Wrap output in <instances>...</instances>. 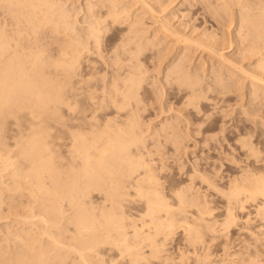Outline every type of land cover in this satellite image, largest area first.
Here are the masks:
<instances>
[{"label":"bare ground","instance_id":"obj_1","mask_svg":"<svg viewBox=\"0 0 264 264\" xmlns=\"http://www.w3.org/2000/svg\"><path fill=\"white\" fill-rule=\"evenodd\" d=\"M68 1L0 0V116L2 118L9 116L8 119H13L14 117L11 116H15L14 119H19L21 123L27 120L24 125H27L26 129L28 128L30 132L25 139L23 138L28 142L24 141V143L29 145L25 155L33 161L34 168L33 166L31 168L35 175V181L31 180L35 182L34 187L31 186V190L27 189L32 195L40 197L46 206L49 203L46 200L52 201L53 205L49 206H52L55 212L50 213V218L55 221H51L49 217L47 218V213L45 212V215L41 211L42 214L38 218L43 223L42 227L39 225L37 227L34 221L35 228L30 226L31 228L25 230L21 228L22 232H15L12 236L19 238L17 242L20 240L21 246L17 251L12 245L16 251H13V254L11 252L10 256L7 255L8 251L5 253L0 249V264H8L11 260L14 264H68L70 256L62 253L67 249L78 253L86 264H92L85 254L90 252L91 256L96 258L100 254L96 246L106 241L113 242L122 249L126 248L134 255L136 261L140 257L141 249L139 250L138 246H131L132 238L146 237L153 243L157 236L154 238L150 236V228H154L157 234L168 233L174 227L176 218L188 223L193 218L190 220V215L193 214L195 218V213L198 215L196 218L200 219V216L203 217L205 213L210 214L213 211L214 198L215 201L218 198L225 203L226 214L222 225L234 223L238 217L234 215L237 208L248 210L247 203L254 206L252 210L256 213L255 218L264 223V147H261V143L262 146L264 143L259 139L256 140V132L249 127L248 129L233 127L232 133L235 138L231 146L234 145L236 148H231L232 153L226 152L223 143L220 147L217 146L218 148L215 144L214 146L210 144L220 140L216 139L215 135H210L208 131L214 121L212 113L202 112L206 103L216 110L217 94L215 97L211 95H214L212 91H217L214 90L216 86L213 85L214 83L223 88L230 86L227 81L224 82L226 78L219 74L221 72L217 73L216 70L214 75H211L212 81L209 82L201 72V75L195 73L193 75L191 69L180 62L170 67L169 76L174 77L179 85H185V88H182L184 101L181 100L189 109L184 115L186 118L183 117L186 119L185 129L179 127L181 121L174 119L170 122L165 119L154 129L151 126L152 132L146 134L150 124H146L149 126L147 130L146 127H141L146 121L140 115L143 111L141 103L143 100L147 101L146 97L143 99L142 89L145 87L142 88V80L145 77L143 73L145 68L142 70L141 66L149 63L150 60L162 59L169 51L168 49L164 52L167 46L162 44L169 38L171 41L174 39L175 44L187 43L189 46H195V49L209 50L224 69L238 71L236 73L240 72L245 76L244 78H250L254 91L260 87L264 89V0H202L206 3L207 10L210 9L221 23L227 27L235 23L237 42L246 43L242 54L250 60L249 69H246L235 57L232 59V56L226 55L223 48L217 47V43L207 44L208 41L206 43L202 41L205 38L199 39V36L195 38L193 35H187L185 31L186 34L182 32L186 29L180 31L179 27L177 29L176 26H172L169 20L163 19L158 14L160 11L158 12L149 0H96L89 4L78 2L79 7L74 3L76 4L74 8L70 7ZM233 4H238L240 7L235 8L234 11ZM81 12L85 15L83 23L81 21L82 26H86L84 33H81V27L78 25L80 21L78 15ZM147 19L155 25L149 26ZM152 26L154 32L150 34L148 30L153 28ZM147 33L150 35L148 36ZM187 44L186 47H189ZM169 48V53L173 52V49ZM175 49L179 48L174 47ZM95 54H99L101 59L95 57ZM107 56L109 59H105ZM211 89L213 90L209 96L208 91ZM260 93L264 94V92ZM168 107L173 108L171 104ZM173 109L176 111V108ZM26 112L32 117L30 120L25 118L22 121ZM189 115H193L192 122ZM50 123L53 125L51 126ZM193 124H197L198 126L195 125L197 127H203L205 124V128L194 129L195 133L194 131L192 133ZM49 125L54 128L53 132L49 131ZM20 128L24 129V126ZM258 136L260 138V135ZM187 139L200 150L206 146L208 148L206 155L191 160L184 158L183 153L188 150L187 147L189 148ZM209 144L210 148L207 147ZM237 150L243 157L236 155ZM211 151L215 152V156L211 155ZM3 161L6 162L5 158ZM169 163L177 165L178 174L183 180L168 186L166 193L165 186L159 181L158 176L165 172L167 167L168 171L171 170ZM28 167L30 168V165ZM21 173L25 175L26 172L21 171ZM23 174L18 175L24 179L23 183L29 185L33 175L26 173L25 180ZM3 180V183L6 182ZM6 189H10L9 185ZM5 196L0 193V211L2 206H5L2 203L3 198L6 199ZM7 202L5 200L6 204ZM136 202H142L143 208L136 214L128 212L126 208ZM201 207L205 209L202 210ZM66 208L74 209L72 211L74 214L70 216L68 212L66 216L70 217H66L65 212L68 211ZM215 208L217 209V206ZM192 210L195 212L192 213ZM52 214L55 215L54 218ZM35 216L33 213L21 218L29 223ZM58 217L61 221H56ZM64 217L68 218V220L65 218L68 223L76 226L79 233L88 234L90 238L80 241L78 247L68 245L67 242V245L63 243L65 237L61 238L60 232L58 234H61L59 235L61 237L57 236L56 231L62 219L65 220ZM241 218L239 220L243 223ZM188 219L190 221L187 222ZM247 221L249 222V218ZM141 223L143 224L139 227ZM24 226L22 224V227ZM60 226V231L65 233L63 236L71 229L70 227L63 231V224ZM129 226L134 229L132 238ZM259 226L260 229L261 227L264 229V224ZM7 230L9 231V228ZM261 232L258 234L264 238V231ZM74 237L76 238L75 235ZM3 240H6V237ZM48 244H52L51 248L53 246L63 249L61 248V252L57 250L58 253L54 251L53 254L51 250L53 251L54 248L51 249ZM99 259H95L96 262H100Z\"/></svg>","mask_w":264,"mask_h":264},{"label":"rangeland","instance_id":"obj_2","mask_svg":"<svg viewBox=\"0 0 264 264\" xmlns=\"http://www.w3.org/2000/svg\"><path fill=\"white\" fill-rule=\"evenodd\" d=\"M92 1L95 2L96 0H89L88 2H87V0L86 1L85 0H73V1L69 0L68 3H70L69 4V5H71L70 7L74 8V7H76V4H77V7H79V5H80L79 3H81V2L82 3L86 2V4L87 3L89 4ZM149 1L151 2V4L152 3L154 4V7L157 9L158 12L160 11L158 14H160L163 19L169 20L172 23V24L170 23L172 26H174V27L176 26V28L179 27L180 31H182L183 29H186V30H183L182 32L183 33L186 32L187 35L188 34L193 35L195 38H198V36H199V39L205 38V40H202V41H204L205 43L208 41L207 44L208 43L210 44V42H211V44L215 43V45H216V43H217V47L219 46L218 48H223L224 50L223 49L222 50L224 51V53L226 55H228L229 57L232 56V59H234L233 57H235V59L238 62L241 61V64H243V66L246 69L251 68V66L249 65L250 60L248 58H245L242 54L243 53L242 50L245 47L246 43L243 42V44L242 43L239 44L236 40L235 23L232 24V26H230V27H227L226 25L221 23L220 19L216 15H214L210 9L207 10L208 7L204 1H202V0H197V1L196 0H176V1L170 0L171 2L169 0H149ZM211 1H213V0H211ZM230 1H233V0H230ZM74 3H76V4H74ZM235 5L236 4L232 5V8H234L233 9L234 11L240 7L238 4L236 5V7H235ZM137 6H139V5H137ZM137 6H136V8H137ZM164 8H165V10H164ZM191 12H193V13H191ZM203 15H204V17H203ZM78 17L80 19V21L78 22V25L81 27V31H82L81 33H84V28L86 27V26H82L83 25L82 23L84 20L83 17H85L84 12H81L78 15ZM173 18H174V20H173ZM212 20L214 23L212 22ZM81 21H82V23H81ZM147 21H148V24H150L149 26L155 25L154 23H152L151 20L147 19ZM85 23L86 22L84 21V25H85ZM152 27L153 28H150L151 30L150 29L148 30V32L150 34L152 32H154V26H152ZM226 30H228V31L226 32ZM214 32H216V33H214ZM107 33H109V32H107ZM149 33H147L148 36L150 35ZM202 33H203V35H202ZM224 33H225V35H224ZM214 34H216V36ZM207 36H210V37L208 38ZM227 36H228V38H227ZM211 38H212V40H210ZM215 39H217L218 41H216ZM213 40H215V42ZM165 41H166V43L163 42V44H162V45L166 44V46H167L165 48L164 52H166V50L168 51V49H169V51L166 54H164L165 56L160 60H158V59L150 60L149 63L145 64L146 67H145V65L141 66L142 70L145 68L143 70V73L145 74L146 80L144 77V80H142V88L145 87L146 89L145 88L142 89V92H144L143 93V96H144L143 99L146 97L147 101L143 100L144 104L141 103V107L143 108L142 109L143 111H141L140 115L142 116V118L145 119V120L144 119L143 120L146 121V123L143 124V126H141V127H143V128L146 127L145 129L147 130V128L150 126V129H149V131L146 132V134H149L150 132H152L151 130H153L155 127H157L163 121H165V119L167 121H170V122H172L174 119L176 121L177 120L181 121L179 127L185 129L184 126H186V119H184V118H186V116H184V115H186V112L189 111V109L182 103V101H184V98L182 95L183 94L182 88H185V85H179L176 82L177 80L174 79V77L169 76V74H168L170 67H173V65L175 63L179 64V62H180V64H182L183 66L187 67L188 69H191L193 75H194V73H195V75H199V74L201 75V73H202L205 80L208 79L209 82L212 81V80H210V79H212L211 75H214L213 73L217 70V73L221 72L219 74H221L223 76V78L227 79V80L225 79L224 82L227 81V83L230 85L229 88H223L222 86L214 83L213 85H216V86H214L215 87L214 90H217V91L213 92L212 91L213 89L208 91L209 96L211 93H214V95L211 94L213 97H215V95L217 94L215 98H216V103H218L216 110H215V108L212 107V105L209 106L206 103L205 107L203 108V112H202L203 114L212 113V116L214 118V121L211 124L210 129L208 128L209 129L208 131L210 132V135H213V136L215 135L216 139L219 138L218 140H220V141H213L214 143L213 142L210 143L212 146H214V144H215L216 147L217 146L220 147L221 144L223 143L222 145H223V147L226 148V152L228 151L229 153H232V149L236 148L234 145H232L233 147L231 146V143L234 141L233 139L235 138V136L232 133L233 127H234V129L240 128V127L241 128L247 127V129H248V127H249L251 130H254L256 132L255 133L256 134L255 135L256 140L259 139L264 143V133H262V132H264V113H263L264 112V98H263L264 94L260 93V92H264V89H262L263 87L259 86L260 88H258L256 91H254V88L251 85L252 80L250 78H247V77L244 78L245 76L243 74H241L240 72L236 73L238 71L235 72L232 70L224 69L223 65H220L219 61L212 56V54L210 53L209 50L206 51V50H203L202 48L201 49H197V48L195 49V46H193V45H190L191 46V48H190V46L187 43H184L182 45V43L179 44L176 42V44H175L174 39L171 41V38H169L168 40L166 39ZM170 41H171V44H170ZM229 42H230V44H229ZM167 44L168 45L170 44L174 47H177V48L183 49V50H179V49L174 50V47H172L170 45L168 46ZM186 44L189 47H186ZM180 46H181V48H180ZM169 47H171L173 49V52L169 53L170 52ZM155 51H156V49H155ZM176 51H178V52H176ZM174 52H176V55ZM98 55L95 54V57H97L98 59H101V57ZM168 55H170V56H168ZM177 56L180 57V59ZM209 57H211V58H209ZM105 59H109V57L107 56ZM175 59H177V60H175ZM184 59L186 61H184ZM158 64H159V66H158ZM202 64H204V65H202ZM220 66H222V67L220 68ZM198 70H199V72L197 73ZM233 72L236 75L233 74ZM226 75H227V77H226ZM206 76H207V78H206ZM230 76H232V77H230ZM143 82H144V84H143ZM250 82H251V84H250ZM178 85H179V88L177 87ZM180 86H181V90H180ZM241 88H243V89H241ZM261 90H263V91H261ZM254 92H256V93L252 94ZM174 96H176V97L174 98ZM221 98H222V100H221ZM163 102H165V103H163ZM170 104L172 105L173 108H176V111L173 108L168 107V106H170ZM174 104L176 107L174 106ZM181 104H182V106H181ZM183 107H184V109H182ZM160 109H162V110H160ZM163 109L165 110L164 112H163ZM177 109L181 110L182 113L179 112ZM27 113L28 112H26V114H23L24 116L22 118V121H24L23 119H25V118L30 120V118L32 117V115L30 113L29 114H27ZM179 114H181V115H179ZM203 114H201V115H203ZM177 116H179V117H177ZM258 116L260 118H258ZM6 117L2 118L0 116V127H1V129H0V133H1L0 134V149H1L0 150V156L2 155V157H0V173H1L0 179L2 178V180H3L5 178L4 180L6 181L4 183L2 182V180L0 181L1 182L0 183V191H1L0 193H1V195L2 194L6 195L5 196L6 199L3 198L4 202H2L3 204H5V206L3 204H1L3 206H2V209L0 211V240H1L0 241V243H1L0 249L2 251H4L5 253L9 252L7 255L10 256L13 254V251L14 252L16 251L15 249H17V251H18L19 250L18 248L21 246V244H20L21 241L19 240V242H17L19 238L17 239V238H15V236H12V235H14L15 232H18V231L22 232V231H20L21 228H22L21 230H25V229L31 228L30 226L35 228L36 226L38 227V225H39V227L41 225H43V223L38 218V216L40 214H42L41 211L44 214L46 212L47 215L46 214L45 215L47 216V218L49 217V219L51 221L53 219L50 218L51 217L50 213H55V212L53 211L52 206H49L52 204L51 203L52 201H50L49 199H48L49 201L46 200L47 203L49 202L46 206L44 201L43 202L41 201L40 197L37 198L36 197L37 195L34 196L31 194L30 191H28L29 188H30L29 190H31V186L34 187V185H35V182H33V181H35L34 180L35 175L33 174V169H32V168H34V163L31 159H28V158H30L29 156L27 157V155H25L26 154L25 152L28 150L26 148H29V145L26 144L28 142H27V140H24V139L27 137V134L30 132V130L28 128L26 129L27 125L26 124L24 125L25 122L27 123V120L24 123L22 122L23 123L22 124L19 119H14V118H16L15 116H11V117H14L13 119L12 118L8 119L9 116L7 118ZM170 117H171V119H169ZM188 117H189V119H191V122H192L193 121V115H189ZM200 117H203V116H200ZM4 118H5V120H2ZM6 120H8V122ZM14 121H16L17 124ZM183 123H185V124H183ZM193 123H195V122H193ZM146 124L147 125L150 124V125L147 126ZM50 125L52 126L53 123L52 124L50 123ZM50 125H49V131L53 132L54 128L53 127L51 128ZM195 125H197V124H195ZM195 125L191 126L193 129L192 133H193L194 129H199L201 127V126L197 127L198 125L197 126H195ZM23 126H24V129H26L28 131L24 130L23 128H20ZM151 126L153 129H151ZM202 126H203V124H202ZM204 128H205V124L203 127H201V129L204 130ZM183 132H184V130H183ZM194 133H195V131H194ZM212 133H214V134H212ZM257 134L260 135V138ZM13 136H15V137L13 138ZM261 138H263V140ZM24 141L26 143H24ZM187 141H188V139H187ZM3 143H5V144H3ZM186 143H188L189 148H191V149H189L188 147L186 148V149H188L187 150L188 152L184 150L186 152V154H185L186 156L184 155L185 152L182 151V153L184 152L183 157L186 159H189V160L194 159V158L197 159L198 157L200 158V156L206 155V152H208V150H207L208 148H206V146H205V148L203 147V150H200L198 147H195L194 145H192L193 142L191 143V141H188ZM229 143H230V145H229ZM210 144L207 147L210 148V146H211ZM261 147H264V144L262 146V143H261ZM20 149H21V151H20ZM22 152L24 155H22ZM211 153H209V154L215 156V152L211 151ZM237 153L238 154H236V153L235 154L242 156V155H240L241 153L239 152V150H237ZM263 154H264V151H263ZM3 157L5 158L6 162L3 161V159H4ZM25 157H26V159H25ZM1 158H3V159L1 160ZM27 160H29V161H27ZM3 162H5V164ZM12 163L14 165H12ZM169 164L171 166V170L168 171V167H167L166 171L161 173L160 176H158L159 181L165 186L164 191L166 193H168V186L175 185V184H177L183 180L180 177V174H178L179 169H178L177 165L172 164V163H169ZM4 165H7V166L5 167ZM16 165L18 166V168H16L17 167ZM29 165H30V168H31V166H33V167L30 169L28 167ZM2 166H4V167H2ZM19 167L21 168V170ZM1 168H2V170L5 168L3 170L4 172H2ZM6 168H7V171H6ZM13 169H15V170L17 169V170L15 171ZM21 171L24 173L26 172L28 175H29V173L31 176L33 175L32 178L30 179V181L32 179H33V181H31V182L29 181L30 186L26 182L23 183L24 179L23 178L21 179L19 177V175L21 176L23 174V173H21ZM30 171H32V172H30ZM26 173H25V175L23 174L24 178L26 177ZM9 174H11V175H9ZM14 177H16V178H14ZM18 178H20V179H18ZM25 180H26V178H25ZM6 183H7V185H9L10 191L7 190L8 188L6 189V186H7ZM13 184H14V186H13ZM12 186L14 187L13 189H12ZM16 186H17V188H16ZM20 187H22V188H20ZM3 188L6 191H4ZM39 198H40V200H38ZM95 199H96V197H95ZM215 199L216 198H214V203H215L214 205H215V207L217 206V209L213 206V208H214L213 211H211L210 214L205 213L203 215V217L200 216L201 217L200 219L196 218V216L198 217V215H196L194 213L195 211L193 212V210H192V213H194L195 218H194V216H192L193 214H191L189 219L191 220V218L192 217L193 218H192L191 222H188V221H190L189 219L187 220V222L189 224L186 222H183L182 219L176 218L174 227L171 230H169L168 233H160L159 232L157 234V231L154 228H152L153 230L150 228L149 229L150 230V236L153 238H154V236H157V238L156 237L154 238L153 243L150 241V239H148L146 237H145V239H141L140 237H138L136 239L132 238L134 229H133V227L129 226L128 229L130 232V236L132 238L131 243H133V244L130 243L131 246H133V247L138 246L137 248L139 250L141 249L140 250L141 253L139 255L140 257H138V259L136 261H134V259H135L134 255L131 252H129L128 250H126V248L122 249V247H120V246L117 247V245H115L113 242L109 243L107 241L105 243H100L98 246H96L100 252V254L96 256V258H95V256L94 257L91 256L90 252H88L85 255L88 258V260L90 261V263H92V264H97V263L102 264L103 262H104V264H256V263L262 264L261 262H263V264H264V238L261 235V234H263L261 231H264V229H262V227H261L262 230L259 228L260 227L259 224H264V223H261V221H259L257 218H255L256 213L252 210V209H254V206L253 205L251 206L250 203H247L246 207L248 208V210L247 209L238 210V208H237L236 213L234 210L235 217H236V215L238 217L239 216L243 217V218L239 217V219L241 218V220H243V223L237 217L235 219L237 222L235 221L234 223H231L232 226H231V224H229L230 227H228L229 226L228 224H227V226H225L226 223L224 225H222L224 218H225V214H226L225 203H223L224 200L217 198L216 201H218V200L219 201L216 202ZM5 200H6V202L8 201L7 204L5 203ZM96 200H98V198ZM141 203L142 202H136L134 204H131L126 209L128 210V212L136 214L140 211V209L143 208V205H141ZM8 205L10 206L9 208H8ZM45 207H49L50 210H49V208H45ZM219 207H221V208L218 210ZM0 208H1V206H0ZM43 208L46 210H44ZM67 209H68V211H67ZM201 209L204 210L205 208L201 207ZM9 210H10V212H9ZM48 210H49V213H48ZM194 210H196V207H194ZM66 211L67 212H65V216H66V213L68 215V212H69L70 216L72 214H74V212H72V211H74V209L69 210V208H66ZM32 212L34 213V215H36L35 218H33L30 222L28 221L29 223L23 221V219L21 217L30 216L33 214ZM247 212H248V214H247ZM222 213H223V215H222ZM244 213H246L247 215ZM53 215L54 214H52V216ZM243 215H246V216H243ZM16 216H18V217L16 218ZM54 216L52 218H54ZM70 216H66V217H70ZM66 217H64V219ZM18 218H19V222H18ZM244 218H246L245 219L246 221L244 220ZM248 218H249V222L247 221ZM66 219L68 220V218H66ZM66 219L65 220L62 219V222H60V225L63 224V227H64V225H66L68 223L66 221ZM20 220H22L21 224H20ZM59 220L60 219L58 217V220L56 219V221H59ZM53 221H55V219ZM63 221H64V223L66 221V223L64 224ZM23 222H25V223H23ZM33 222L36 224V226L33 224ZM258 222H259V224H258ZM13 223H14V226H13ZM15 223L16 224L19 223V225H21V227L18 224L16 225ZM255 223H257V224H255ZM6 224H7V226H6ZM22 224L25 225L26 227L25 226H24L25 228L22 227ZM142 224L143 223L139 224V227H141ZM144 224L147 225L146 223H144ZM233 224H234V226H233ZM60 225L58 227V230L56 231L57 233L55 232V227L53 230L57 236L62 234V237L61 236H59V237H61L63 239L65 237V240H62L63 243H65V244L67 242L68 245L70 244L71 246L74 245V246L78 247V244L80 243V241H84V240H87L90 238L88 234L79 233V231H77L76 226H73L74 225L73 223H68L69 226L66 225L65 226L66 228L64 227L65 229L64 228L62 229L63 231H66L67 228L69 229L71 227L70 231L67 230V232H66L67 234L63 236V234H65V233L60 231L61 230ZM187 226H189L188 227L189 229L187 228ZM8 228H9V231L7 230ZM13 229H15V230L13 231ZM257 229L259 232L256 231ZM59 232L61 234H58ZM260 232H261V234H258ZM254 233H257L259 237L257 236V234L255 235ZM67 235L69 236V239H68ZM70 235H72V236H70ZM74 235L76 236V238L74 237ZM251 235H253V237L254 236L255 237L253 238ZM4 236L6 237V240H3V238H5ZM66 236H67V238H66ZM13 237H14V239H12ZM7 238H9V239H7ZM72 238H73V240H72ZM255 239H257V240H255ZM76 240H78V241H76ZM45 243H47L46 240H45ZM12 245H13V248H15V249L12 248ZM16 245H18V246H16ZM50 245H52V244H48L49 247H50ZM157 247L160 251L157 249ZM11 248H12V250H11ZM53 248L54 247L52 246L51 249H53ZM55 248H56V250H55ZM55 248L53 251L51 250V252H53V254H55L54 251H56V253H58L57 250H60L59 252H61L62 247L61 248L55 247ZM6 251H8V252H6ZM66 251L67 252L69 251V252L67 253ZM66 251H64L62 253H64V254L66 253L67 255L70 256L68 259L69 260L68 264H86L85 262H83L80 259V255L78 253H76L74 250H72V249L68 250L67 249ZM11 252H12V254H11ZM94 258L96 260H97V258L98 259L100 258L101 260L99 259L100 262H96V260ZM101 261H102V263H101ZM10 262L8 264H14V261L11 260Z\"/></svg>","mask_w":264,"mask_h":264}]
</instances>
